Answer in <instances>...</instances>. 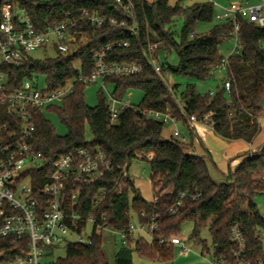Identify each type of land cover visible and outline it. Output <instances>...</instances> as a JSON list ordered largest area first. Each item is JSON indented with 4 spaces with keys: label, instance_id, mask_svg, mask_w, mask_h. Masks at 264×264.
I'll return each instance as SVG.
<instances>
[{
    "label": "trees",
    "instance_id": "1",
    "mask_svg": "<svg viewBox=\"0 0 264 264\" xmlns=\"http://www.w3.org/2000/svg\"><path fill=\"white\" fill-rule=\"evenodd\" d=\"M130 5L131 15L120 8L117 0H0V23L2 8L12 4L24 9L38 32H45L65 21L78 23L74 31L77 37L87 36L89 43L70 54H59L56 58L37 61L28 57L22 65L3 68L8 76L9 89H18L25 80L42 77L49 91H57L80 75L89 77L96 68L95 54L111 47L106 53L107 64H138L141 72L129 77H108L106 86H111L112 95L123 101L130 89H140L144 96L138 106L123 110L115 124L110 123L108 98L98 97L95 107L85 100L88 84L75 82L74 92L56 106L48 108L36 117V129L29 141L30 146L42 154L44 166L32 171L37 183L45 182L51 173L52 162L78 149H101L111 160L114 171L86 186L81 195L82 212L106 214L107 225L126 234V244L115 256V264H133V253L144 260L166 263L172 261L174 248L161 247L142 236L129 235L134 217L141 223H148L153 216H159L156 236L172 238L180 236L185 223L193 224L192 238L197 244L200 234L208 229L213 241L215 255L232 259L238 250L232 241L231 230L237 225L245 240L243 257L251 263L264 260L262 234L264 217L257 205V199L264 196V146L247 155V158L229 177L222 182L215 181L209 170V156H196L189 152L191 145L180 138L163 136L165 124L154 119L151 113H166L177 122H182L190 136L197 135L191 119L202 122L212 114L210 124L217 136L226 141L243 140L251 143L259 131L258 119L263 114L264 102V25L241 21L239 55L229 59L233 84L230 94L224 87L217 93L200 95L194 84H188L181 94L182 102L176 97L179 85L169 87L150 62L149 45L158 44L156 56L176 52L178 64H161L164 73L205 81L222 64L220 55L222 43L232 37L233 25L218 22L208 34L196 35L199 23L214 19L215 6L211 2L183 6L181 0H122ZM84 11L107 19L126 21L128 27L106 24L95 30L88 22ZM181 19L183 27L175 35V21ZM135 27L137 34L130 35ZM126 42L127 46H117ZM81 69V73L79 72ZM57 115L67 127L65 136L58 135L45 114ZM89 125L92 140L85 138V127ZM153 154L148 161L150 182L156 201H146L136 189L128 175V169L135 160ZM124 186V187H123ZM107 191L106 199L98 208L93 199L100 190ZM133 193V197H132ZM182 194L191 197L183 199V206L176 215L170 214ZM200 194L197 199L192 197ZM133 210L137 215H131ZM144 213V217L141 215ZM59 248V247H58ZM65 258L51 264H110L103 245V236L94 235L90 245L70 243ZM57 248L45 249L47 261ZM29 255L28 240L12 237L0 239V264H16L18 258Z\"/></svg>",
    "mask_w": 264,
    "mask_h": 264
},
{
    "label": "built area",
    "instance_id": "2",
    "mask_svg": "<svg viewBox=\"0 0 264 264\" xmlns=\"http://www.w3.org/2000/svg\"><path fill=\"white\" fill-rule=\"evenodd\" d=\"M178 1V0H173ZM214 6L217 0H208ZM120 8L131 15L130 5L117 0ZM88 22L95 30H101L106 24L110 26L128 27L126 21L114 18L107 19L84 11ZM131 18L132 15H131ZM220 22L232 23L231 35L236 39L235 51L232 55H239L242 50L240 42L241 21L264 25V2L255 5L231 3L229 7L216 15ZM77 22L68 20L45 32H38L32 24L26 11L19 6L5 4L2 8L0 23V239L12 237L16 240H28L29 255L18 258L16 264H51L47 261L45 249L48 247L67 246L70 243L90 245L94 235L103 236L110 231L126 244V234L110 228L106 222V214H85L82 212L81 195L86 186L92 185L98 179L114 171L111 160L101 149H78L75 153L55 159L51 165V173L44 183H37L32 171L44 166L42 154L37 153L29 144L36 129L35 122L38 114L52 106L61 104L64 99L74 92V83H101L107 87L104 80L108 77H129L141 72L138 64H107L106 51L95 54L96 68L92 75H80L75 81L57 91H49L46 86L39 88L38 80H25L20 88L9 89L8 76L3 68L22 65L30 52L47 47L54 43L61 54L74 52V40L77 36L74 29ZM137 34L135 27L130 28V35ZM53 38L55 39L53 41ZM117 46H127L120 42ZM158 44L149 45L148 52L151 65L156 73L166 81L169 73H164L159 57L156 56ZM231 55V56H232ZM230 71L229 59L223 60L219 66ZM81 73V69L79 68ZM233 84L232 77L224 81L226 94H230ZM110 123L118 121L120 113L130 108L123 101H119L112 94L108 98ZM157 121L163 124L173 123L174 137L184 142L177 129L178 122L166 113H151ZM208 114L202 122L195 117L191 119L193 125L205 123L211 128ZM142 159V158H141ZM153 154L145 160L151 161ZM143 160V159H142ZM28 181V183H26ZM264 182V176L262 177ZM200 194L193 196L197 199ZM107 197L105 189L100 190L93 199V205L98 208ZM191 195L182 194L181 200L170 209L171 215H176L183 206V199ZM157 198H154L156 201ZM131 215H137L132 209ZM144 217V213H141ZM159 216H153L148 223L138 220L131 222L129 235L142 236L150 242H157L161 247L178 249L181 256H187L191 249L180 236L163 238L156 236ZM91 233L87 235L88 229ZM232 241L238 250L232 259L221 258L213 254L211 264H264L263 261L251 263L243 257L245 240L240 228L235 225L231 230Z\"/></svg>",
    "mask_w": 264,
    "mask_h": 264
},
{
    "label": "rangeland",
    "instance_id": "3",
    "mask_svg": "<svg viewBox=\"0 0 264 264\" xmlns=\"http://www.w3.org/2000/svg\"><path fill=\"white\" fill-rule=\"evenodd\" d=\"M41 2H50L53 0H39ZM208 0H181L183 6L192 7L196 4L205 3ZM151 2V1H150ZM264 0H217V5L215 6L214 19L209 23H199L195 29L196 35H206L210 30L218 24L216 15L220 13L223 8L229 7L231 3H237L242 5H255L263 3ZM183 27V21L178 19L175 21L173 31L175 35H179ZM55 39L53 38V41ZM89 43V38L83 36L78 38L76 36L74 40L75 48L74 50L80 49L81 47ZM264 46V44H263ZM236 39L230 37L226 39L220 46V55L228 59L232 53L235 51ZM60 52L57 50L53 42H51L47 47L40 50L30 52L28 57L37 60L45 61L47 59H53L59 56ZM159 60L161 64L168 63L170 66H176L178 64V55L176 52L170 54L161 53L159 55ZM228 78V72L222 68H217L213 71L212 76L205 81H199L187 77L177 76L173 74H167L165 79L169 87L174 85H179L175 94L178 102L181 104L182 98L181 94L185 90L188 84H194L196 86V91L200 95H206L210 93L219 92L223 86L224 81ZM45 81L44 78H39V88H44ZM113 89L111 86L102 87L101 83L89 84L85 88V100L90 107H95L98 103V97L103 92L106 98H109ZM144 93L140 89H130L127 91L123 103L128 106H138L142 99ZM263 114L258 119L259 131L255 138L252 140L250 145L243 142H229L217 136L214 131L207 138L201 139L199 135L190 136L187 127L182 123L178 122L177 129L181 133V137L187 138V143L191 145L189 152L196 156H209L211 163L209 165L211 177L217 181L222 182L226 177H229L237 168L241 165L239 163V157L243 155L251 154L252 152L258 151L264 146V102L262 104ZM46 118L51 122L55 132L60 136H65L68 133L67 127L60 121L57 115L46 113ZM175 126L173 123L165 124L163 130V136L166 140L171 139L174 136ZM85 138L87 141L92 140V134L89 125L85 127ZM232 143V144H230ZM247 148L245 151H243ZM241 155V156H240ZM151 168L146 160L141 158L135 160L131 167L128 169L129 177L134 181L136 189L140 192L141 196L146 201H154V194L152 191V186L150 182ZM28 183V181L26 182ZM124 187V186H123ZM133 197V193H132ZM257 205L264 217V196L257 199ZM137 219L134 217V222ZM193 224L185 223L181 227L180 237L186 241L189 245L191 252L187 256H181L180 251L175 249L174 257L172 261L166 263L162 262H151L148 260L141 259L136 252L133 253V264H211L213 254L215 252L212 236L208 229H204L200 234V240L206 242L207 250H204L203 244H197L192 238ZM91 233V228L88 229L87 235ZM103 245L104 250L107 253L110 264H115V256L122 246V239L120 237L114 236L110 231H105L103 233ZM262 246L264 252V233L262 234ZM66 246H61L54 251L53 256L49 259V262H54L57 259L65 258L66 256Z\"/></svg>",
    "mask_w": 264,
    "mask_h": 264
},
{
    "label": "crops",
    "instance_id": "4",
    "mask_svg": "<svg viewBox=\"0 0 264 264\" xmlns=\"http://www.w3.org/2000/svg\"><path fill=\"white\" fill-rule=\"evenodd\" d=\"M148 1H153V0H148ZM193 127H194V129L196 130V133L199 135V137L201 139L207 138L211 134V131H213V129L210 128L209 125H207L205 123H197V124L193 125ZM231 142H233V141H231ZM237 142H243V143H245L247 145H250L249 148H251V145H252V144L247 143V142H245L243 140H237ZM230 144H232V143H230ZM246 149L247 148H245L243 151H245ZM241 153H242L241 154L242 156L240 155L241 157L238 158L239 159V163L238 164L242 163L247 158V155H248V154L247 155H245V154L243 155V152H241Z\"/></svg>",
    "mask_w": 264,
    "mask_h": 264
}]
</instances>
